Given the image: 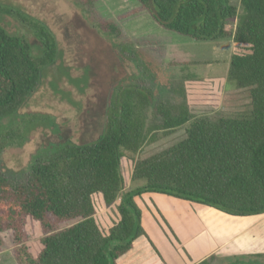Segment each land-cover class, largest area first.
Here are the masks:
<instances>
[{"label": "trees", "instance_id": "trees-1", "mask_svg": "<svg viewBox=\"0 0 264 264\" xmlns=\"http://www.w3.org/2000/svg\"><path fill=\"white\" fill-rule=\"evenodd\" d=\"M138 1L171 32L195 41L232 39L236 50L227 80L232 87L249 90L250 107L212 117L194 115L185 91L175 102L157 100L154 90L141 81L156 78L157 71L143 61L142 74L121 78L109 93L104 125L95 140H48L21 169L8 168L0 159V249L1 232L12 230L18 264H117L137 238H149L135 200L145 192L173 195L233 215L264 213V0ZM33 26L41 42L38 55L25 36L0 23V156L8 146L29 142L35 129L53 124L45 122L52 115L32 112L28 118L42 121L40 125L22 135L10 127L45 83L48 67L58 64L71 71L50 26L43 21ZM105 26L108 35L121 36L115 22ZM113 46L119 47L122 61L124 56L139 59L130 47ZM188 123L185 138L136 161L131 181L145 183L126 189L124 151L135 154L156 141L159 131L169 135ZM16 134L21 141H14ZM95 196L106 206L119 200V220L108 230L96 218ZM29 218L44 232L36 254L28 243ZM215 258L199 264H212Z\"/></svg>", "mask_w": 264, "mask_h": 264}, {"label": "rangeland", "instance_id": "rangeland-1", "mask_svg": "<svg viewBox=\"0 0 264 264\" xmlns=\"http://www.w3.org/2000/svg\"><path fill=\"white\" fill-rule=\"evenodd\" d=\"M35 21L47 23L54 31L71 71L58 64L48 67L45 83L10 125L15 133L22 135L25 129L42 123L29 119L28 114L52 115L45 122L53 124L35 129L25 145L5 148L0 159L8 168L21 169L28 165L31 157L48 140L56 141L62 136H70L77 142L95 140L104 125L103 111L109 93L121 78L131 73L142 74L143 61L151 63L157 71L156 78L141 80L154 90L157 100L175 102L185 91L194 115L212 117L238 114L250 107L248 89L229 92L233 84L225 83L228 61L236 50L232 39L195 41L171 32L160 26L151 11L142 7L138 0H0V23L10 32L25 36L38 55L37 45L41 42L34 34ZM107 21L118 25L120 37L107 34ZM113 43L130 47L131 53L139 59L124 56L122 61L118 56L120 49L114 48ZM188 126L189 123L169 135L159 131L156 141L145 144L135 154L124 151L122 170L127 187L131 183L132 186L145 183L144 180L131 181L136 161L185 138ZM17 134L14 141H21ZM94 200L96 218L101 227L108 230L119 220V200L111 206H106L100 196H95ZM26 228L28 243L36 254L44 235L41 224L29 218ZM1 235L4 242L0 249V264H18L13 251V231L5 230ZM167 235L173 239L169 232ZM249 261L250 264H264V256L255 259V263H252L254 259ZM212 264L242 263L239 259H215Z\"/></svg>", "mask_w": 264, "mask_h": 264}, {"label": "crops", "instance_id": "crops-1", "mask_svg": "<svg viewBox=\"0 0 264 264\" xmlns=\"http://www.w3.org/2000/svg\"><path fill=\"white\" fill-rule=\"evenodd\" d=\"M229 64L230 59L225 83L228 82ZM231 87H228L229 92L246 90L234 86L230 90ZM132 184L126 189L143 185ZM135 200L142 210V224L151 241L146 236L137 238L132 249L120 257L117 264H199L212 256L221 260L239 259L241 263L244 259H254L252 263H255L258 255L264 256V213L233 215L158 192L142 193Z\"/></svg>", "mask_w": 264, "mask_h": 264}, {"label": "water", "instance_id": "water-1", "mask_svg": "<svg viewBox=\"0 0 264 264\" xmlns=\"http://www.w3.org/2000/svg\"><path fill=\"white\" fill-rule=\"evenodd\" d=\"M244 264H248V263H244Z\"/></svg>", "mask_w": 264, "mask_h": 264}]
</instances>
